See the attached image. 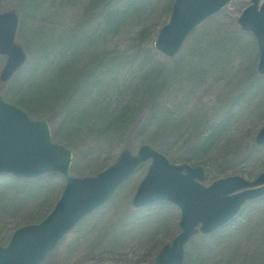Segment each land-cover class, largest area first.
<instances>
[{"label":"rangeland","instance_id":"obj_1","mask_svg":"<svg viewBox=\"0 0 264 264\" xmlns=\"http://www.w3.org/2000/svg\"><path fill=\"white\" fill-rule=\"evenodd\" d=\"M172 3L0 0V11L18 13L15 41L27 54L16 73L0 80V94L31 117L49 120L53 139L74 152L72 174L95 175L123 148L136 154L144 143L171 162L203 166L204 184L235 174L254 179L264 170V143L254 140L264 124V75L257 72L255 37L238 23L250 0L229 1L166 56L154 42ZM5 61L0 54V72ZM63 73L67 80L59 83ZM49 83L60 92L45 99L39 95ZM149 163L40 264H154L180 230V208L164 200L132 204ZM64 185L59 172L0 174V244L16 227L43 219ZM182 264H264V195L245 202L220 228L193 235Z\"/></svg>","mask_w":264,"mask_h":264},{"label":"water","instance_id":"obj_2","mask_svg":"<svg viewBox=\"0 0 264 264\" xmlns=\"http://www.w3.org/2000/svg\"><path fill=\"white\" fill-rule=\"evenodd\" d=\"M229 0H174L169 21L158 31L155 46L168 56L174 55L193 28ZM252 0L238 17L241 27L254 33L258 49L257 70L264 74V1ZM18 14L0 12V54L7 55L0 72L2 81L11 77L25 62L26 53L14 41ZM264 143V124L255 136ZM151 159L146 174L132 198L136 207L157 200L179 206L180 232L161 247L155 264H181L184 245L196 232L209 233L228 221L247 199L264 194V171L249 181L230 175L205 185L202 166L170 162L148 144L136 154L122 149L116 160L96 175L70 173L73 151L52 140L50 124L32 119L20 107L0 94V173L34 177L46 172H60L66 179L63 191L47 216L38 223L18 227L6 246L0 245V264H39L57 241L82 216L106 202L116 188L146 160ZM256 186V187H250ZM248 187V188H247ZM197 226H199L197 228Z\"/></svg>","mask_w":264,"mask_h":264},{"label":"trees","instance_id":"obj_3","mask_svg":"<svg viewBox=\"0 0 264 264\" xmlns=\"http://www.w3.org/2000/svg\"><path fill=\"white\" fill-rule=\"evenodd\" d=\"M65 73V72H64ZM64 73H63V77H64ZM73 78H74V76H73ZM66 80H67V77H66V75H65V77L64 78H62L61 80H58L59 81V83L61 82V81H64V82H66ZM49 85H50V83H49ZM58 85V84H57ZM57 85L55 86L54 84H51L50 85V88H44V89H42L41 88V91H40V88H38V91H40V92H43V91H45L44 92V94H40L39 96H43L45 99L48 97V96H46V94H53L54 93V91L56 90L57 92H60L59 91V88H58V90H57ZM71 85V83L68 85V87L66 88V90L65 91H67L68 89H69V86ZM30 86H32V84L30 85ZM39 86V84H37L36 85V88ZM49 89H52L51 90V92H50V90ZM35 90V89H34ZM39 93V92H38ZM55 133H56V135L58 134V132L57 131H55ZM213 137V136H212Z\"/></svg>","mask_w":264,"mask_h":264}]
</instances>
